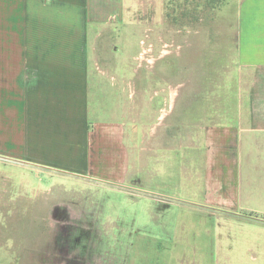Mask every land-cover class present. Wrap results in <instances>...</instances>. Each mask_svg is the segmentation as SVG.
Wrapping results in <instances>:
<instances>
[{"label":"rangeland","instance_id":"obj_1","mask_svg":"<svg viewBox=\"0 0 264 264\" xmlns=\"http://www.w3.org/2000/svg\"><path fill=\"white\" fill-rule=\"evenodd\" d=\"M145 1L134 23L107 28L112 38L98 46V64L123 73L133 130L127 175H30L21 186L15 170L12 195L0 201V264H264V130L240 129L238 201L226 206L209 198L201 137L194 131L192 141L187 128L194 114L207 118L204 102L212 114L217 99L233 107L241 63L226 73L224 34L233 32L235 0ZM238 5L243 38L264 33V1ZM159 118L179 129L159 126L151 137Z\"/></svg>","mask_w":264,"mask_h":264},{"label":"crops","instance_id":"obj_2","mask_svg":"<svg viewBox=\"0 0 264 264\" xmlns=\"http://www.w3.org/2000/svg\"><path fill=\"white\" fill-rule=\"evenodd\" d=\"M244 1L235 0L233 32L224 34L231 42L224 50L226 73L233 60L241 63L233 107L217 99L212 114L209 100L203 103L207 118L206 112L202 118L194 114L187 124L193 137L200 134L205 150L207 194L226 206L238 201L240 129L264 130L259 125L264 122V61L246 60L264 55V33L248 39L238 31V3ZM137 7V0H0V201L12 195L8 186L15 170L21 186L29 184L30 175L56 182L71 177L121 181L127 175L133 130L123 73L98 64V46L101 36L109 35L107 28L134 23ZM178 98L171 99L170 116ZM162 121L152 125L151 137L165 125ZM176 123L165 125L172 134ZM176 141L170 137L171 146Z\"/></svg>","mask_w":264,"mask_h":264}]
</instances>
